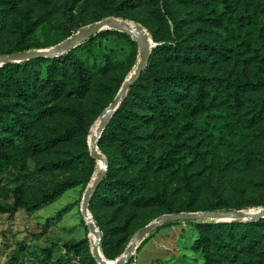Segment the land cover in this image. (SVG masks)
Masks as SVG:
<instances>
[{"label":"rangeland","instance_id":"rangeland-1","mask_svg":"<svg viewBox=\"0 0 264 264\" xmlns=\"http://www.w3.org/2000/svg\"><path fill=\"white\" fill-rule=\"evenodd\" d=\"M225 1L209 0L201 6L192 0H0V56L16 53L20 45L25 51L52 49L80 29L112 18L141 26L157 44L174 38L226 48L223 54L203 56L201 62L162 64L205 73L220 84L207 100V111L192 116L188 109L176 107L173 128L163 140H153L165 130L159 118L143 126V135L153 138L139 140L157 149L170 140L181 141V168L149 170L141 165L127 172L117 161L116 174L133 176L154 198L152 205L111 201L103 182L99 191L104 194L93 192L89 212L108 242L101 250L110 261L125 251L138 231L166 214L264 208V86L244 88L264 81V0H230V22L219 16ZM112 27L74 48L91 80L84 94L70 76L62 80L58 96L45 91L25 100L0 92L24 113L28 125L27 131L16 128L1 134L6 151L0 158V203L14 204L17 189L24 200L33 201L61 182L72 183L38 209L0 211V264H99L94 235L82 212L87 188L102 170L91 152V136L141 53L136 38ZM31 66L45 80L50 60L34 59ZM138 102H132L137 112ZM97 145L108 170L117 148L113 142L103 146L100 139ZM232 222L245 221L202 217L164 222L137 243L126 264H205L196 248L200 227ZM76 243L81 244L67 247Z\"/></svg>","mask_w":264,"mask_h":264},{"label":"trees","instance_id":"trees-1","mask_svg":"<svg viewBox=\"0 0 264 264\" xmlns=\"http://www.w3.org/2000/svg\"><path fill=\"white\" fill-rule=\"evenodd\" d=\"M192 1L206 6L209 0ZM230 7V0H226L225 10L219 15L227 22L232 18ZM225 49L223 46L209 42L193 44L174 38L164 39L154 47L155 51L150 57L148 66L131 86L128 95L114 112L100 137L103 146L113 142L117 148L116 160L113 159L109 164L102 181L105 184L103 189L109 188L111 192L109 195L111 201L117 200L123 205L133 204L140 207L153 204L154 198L145 193L133 176L127 174L119 177L116 174L117 161H122L127 172L141 165L149 170L181 168L183 155H178L181 151L178 149L181 141L176 138L167 142L168 144L162 146V149H157L151 142L145 144L139 140V138L147 139V135H143V126H148L159 118V124L165 130H162L159 138L155 137L153 140H163L165 133L173 128L171 125L176 107L182 106L188 109L192 116L207 111V100L212 90L220 84L218 78L207 76L205 73H194L178 67H162V64L171 60L183 63L201 62L203 56L223 54ZM25 50L22 45L15 49L16 52ZM74 50L60 57L48 58L50 69L45 80L33 70L35 68L31 66V61L34 59L1 66L0 92L4 96L12 95L25 100H28L30 94L39 95L45 91L58 96L64 88L62 80L70 76L77 84L78 93L84 94L91 80L83 61L73 54ZM35 61H41V58H35ZM260 86H264V81L248 83L244 88L253 89ZM136 99L139 101L137 104L139 112L132 108V102ZM146 110L149 113H146ZM23 114L15 104L0 97V158L6 151L5 139L1 134L13 132L16 128L19 130L25 128L27 131L28 125ZM170 134L175 133L171 131ZM152 138L149 137L147 140ZM71 184L70 181L61 182L50 192L33 201L24 200L22 191L17 189L15 203L8 205L0 203V211L13 214L23 208L38 209ZM100 187L101 184L95 192H98ZM98 193L104 194L102 191ZM80 244H68L67 247L74 249ZM101 244L102 247L104 244L103 250L106 249V245L108 246L104 236ZM196 248L203 253L205 264H264V218L245 222L203 224L200 227V236L196 240Z\"/></svg>","mask_w":264,"mask_h":264},{"label":"water","instance_id":"water-1","mask_svg":"<svg viewBox=\"0 0 264 264\" xmlns=\"http://www.w3.org/2000/svg\"><path fill=\"white\" fill-rule=\"evenodd\" d=\"M109 24H119L123 25L124 30L130 35L134 37L133 33V26L127 21L119 18H112V19H103L101 21H98L91 26L85 27L80 29L75 35H73L71 38H69L67 41L60 43L56 47L50 49V50H36V51H21L6 55L0 56V67L14 61H26L31 60L35 58H54V57H60L64 55L65 53L69 52L70 50L74 49L78 45L82 44L85 40L90 38L91 36L97 34L98 32H101L105 28H109ZM113 28V27H112ZM115 28V27H114ZM135 29L139 31L142 36L143 40L138 41L141 46V53L138 60V63L131 72V74L126 78L125 82L123 83L122 88L120 89L119 94L114 99V101L107 107L105 112L102 116V122L100 124V127L97 131V133L91 137V152L99 160H102V170L100 171V175L97 177V179L90 183L89 187L86 191V196L84 197V201L82 204V212L83 216L86 219L91 231L97 235L96 241H94L93 245V253L98 260L99 264H111L109 260L106 258L105 254L101 250V242H102V232L100 229L96 226L95 221L92 217V215L89 212V205L90 200L93 192L97 189V187L101 184L103 181L106 172H107V159L104 155H102L100 152L98 153V141L114 112L119 108L120 104L124 101L126 94L128 93L131 86L139 79L140 75L146 68L150 55L151 50L155 46H157V43H155L153 40L151 41L149 39L148 33L143 29L141 26H136ZM135 38V37H134ZM232 216L230 220L225 221H232V220H242V221H250V220H259L264 218V208H259L256 212L252 211H236L234 213H227V212H202V213H172V214H166L157 220H155L153 223L145 226L140 231L136 233L130 244L127 246L125 251L118 257L117 261L113 264H125L130 255L133 253L134 249L137 247V243L144 239L147 235L154 232L160 225H162L164 222L172 221V220H185V219H199L202 217H211L218 220H222L223 217ZM224 221V220H223Z\"/></svg>","mask_w":264,"mask_h":264},{"label":"bare ground","instance_id":"bare-ground-1","mask_svg":"<svg viewBox=\"0 0 264 264\" xmlns=\"http://www.w3.org/2000/svg\"><path fill=\"white\" fill-rule=\"evenodd\" d=\"M129 23H130V21H128ZM111 26H114L115 28H119V29H124V26L123 25H119V24H109V27H111ZM132 26V25H131ZM113 27V28H114ZM135 27H136V25L135 26H133V33H134V37L138 40V41H141V40H143V36H142V34L139 32V31H137L136 29H135ZM151 40V39H150ZM153 40V39H152ZM151 40V41H152ZM48 50H50V49H48ZM101 121H99V122H97V124L94 126V134L91 136V137H93L96 133H97V131H98V129H99V127H100V124H101V122H102V119H100ZM97 152H98V150H97ZM99 153V152H98ZM100 162L103 164V162H102V160H100ZM100 175V174H99ZM97 179V178H96ZM95 179V180H96ZM94 180V181H95ZM93 181V182H94ZM93 182H91V183H93ZM259 210V209H258ZM257 211V210H256ZM255 211V212H256ZM226 218H229V219H226ZM232 218V216H228V217H223L222 218V220H230ZM93 239H94V241H96V239H97V235L95 234V233H93ZM117 259H118V257H117ZM117 259L115 260V261H110L109 259V262L111 263V264H113V263H115L116 261H117Z\"/></svg>","mask_w":264,"mask_h":264}]
</instances>
